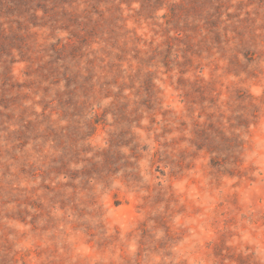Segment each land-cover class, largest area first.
I'll use <instances>...</instances> for the list:
<instances>
[{"label":"rangeland","instance_id":"rangeland-1","mask_svg":"<svg viewBox=\"0 0 264 264\" xmlns=\"http://www.w3.org/2000/svg\"><path fill=\"white\" fill-rule=\"evenodd\" d=\"M0 264H264V0H0Z\"/></svg>","mask_w":264,"mask_h":264}]
</instances>
